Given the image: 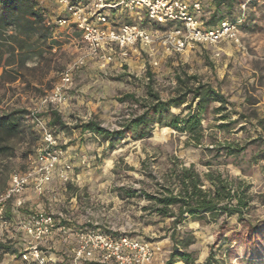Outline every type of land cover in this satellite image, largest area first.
Wrapping results in <instances>:
<instances>
[{
    "label": "rangeland",
    "instance_id": "374dc122",
    "mask_svg": "<svg viewBox=\"0 0 264 264\" xmlns=\"http://www.w3.org/2000/svg\"><path fill=\"white\" fill-rule=\"evenodd\" d=\"M39 1L49 15L66 13V8L56 0ZM210 1L203 0V9ZM260 5H264L263 1L256 12L251 13L255 21H247L241 29V45L223 42L219 49L196 46L172 55L165 54L157 45L154 57L158 65L150 63L145 50L141 53L131 51L127 58L118 54L116 61L104 66L90 60L75 72L68 99L62 105H51L44 99L59 82L62 71L87 49L80 33L74 29L57 27L48 40L50 47L41 45L43 54L32 56L24 66L14 64L15 72V67L10 66L7 69L11 72L3 75V67H0V113L14 109L26 111L19 132L5 141L9 149L0 152V191L8 186L14 171L28 170L35 163L43 141L42 125L54 130L50 113L57 110L68 125L59 133V141L64 150L63 164L71 166L69 179L64 181L56 174L44 193L29 189L27 196L32 194L38 203L33 210L27 209V213H64L71 223L82 227L144 238L157 247L156 264H164L174 246L171 239L173 218L153 214L152 203L143 196V190L153 191L158 178L152 175L160 177L174 166L194 163L199 171H207L200 163L201 149L186 146L184 135L159 125L154 126L153 136L147 140L126 139L109 149L101 137L93 132H82L75 125L96 118L108 129L118 128L125 119L140 112L139 105L132 100H122L126 94L142 99L152 87L162 98L168 99L176 93L179 76L184 79L195 76L196 80L192 79L191 83H211L221 88L238 109L251 106L264 116V6ZM111 16L118 24L136 20L152 26L153 30L165 29L128 12H114ZM36 39L34 34L31 40ZM149 72L153 75L151 79H148ZM247 97L255 103L248 104ZM171 111L179 113L180 109L174 107ZM232 116L233 119L237 117ZM211 118L213 126L222 122ZM233 127L231 131L240 125ZM249 134L256 135L253 126L237 133L218 132L222 140L225 137L244 140ZM251 157L249 151L243 164L236 165L230 160L213 169L231 181L242 179L251 184L252 200L247 219L257 223L264 219V174L258 164L248 165ZM122 186L135 191L136 196L122 198L118 190ZM224 218L203 221L188 216L187 221L178 226L182 234L192 233L196 237L189 250L195 252L197 263L210 264L208 257L212 254L213 264H264V231L257 236L260 257L252 258L245 254L243 246L230 239L232 233L245 229L238 214L227 218L225 233L217 239ZM178 264L183 262L179 260Z\"/></svg>",
    "mask_w": 264,
    "mask_h": 264
},
{
    "label": "trees",
    "instance_id": "16d2710c",
    "mask_svg": "<svg viewBox=\"0 0 264 264\" xmlns=\"http://www.w3.org/2000/svg\"><path fill=\"white\" fill-rule=\"evenodd\" d=\"M261 1L264 4V0H212L204 7L201 18L209 27L218 25L225 18L242 19V29L247 21H255L251 13L256 12ZM201 2L203 4V0ZM244 3L247 5L245 10L241 8ZM236 4L239 5L237 9ZM48 16L47 9L39 0H0V67H3V75L11 72L8 67L14 68V64L24 66L32 56L42 55L41 45L50 47L48 40L57 27L46 23ZM34 34L37 39L32 41ZM13 70L15 72L17 67ZM152 76L149 72L150 79ZM192 79L196 80V77H177L176 93L168 99L162 98L152 87L148 88L147 96L142 99L126 94L122 100H132L139 105L140 112L125 119L118 128L108 129L96 118L81 121L75 126L82 132H93L101 137L108 143L109 149H114L126 139L138 141L151 138L155 125L172 128L186 137V146L201 149L200 163L207 167V171H199L194 163L174 166L160 177L152 175L154 179L158 178L153 191L143 190V196L152 203L153 214L173 218L171 239L174 246L164 264H178L179 260L183 264H198L195 252L189 250L196 237L192 233L182 234L178 230V226L187 221L188 216L203 221L225 216L217 235L219 239L225 233L227 218L238 214L245 229L232 233L230 239L243 246L246 255L258 258L257 236L264 231V219L257 223L247 219L252 200L249 195L251 184L242 179L231 181L228 176L213 168L227 164L230 160L241 165L251 151L248 165L258 164L264 174V116L251 106L238 109L221 88L202 81L191 83ZM246 102L250 105L255 103L250 97H247ZM174 107L179 108L180 112H172ZM25 112L23 109H14L0 113V152L9 149L5 141L19 132ZM233 114L237 115L235 119L232 118ZM50 116L56 134L67 128L59 111L52 110ZM211 117L215 122H222L213 126ZM235 125L240 127L231 131ZM248 126L255 128V136L249 134L244 140L228 137L222 140L218 136V132L247 131ZM118 190L122 198L136 196L135 191L124 186ZM212 258L210 254V264H213Z\"/></svg>",
    "mask_w": 264,
    "mask_h": 264
},
{
    "label": "built area",
    "instance_id": "2783aa9c",
    "mask_svg": "<svg viewBox=\"0 0 264 264\" xmlns=\"http://www.w3.org/2000/svg\"><path fill=\"white\" fill-rule=\"evenodd\" d=\"M66 8V15H49L48 25L74 29L80 33L87 49L61 73L51 93L44 99L51 105L65 104L68 90L74 83V74L90 60L102 66L111 64L119 54L127 58L131 51L145 50L152 65L157 45L167 55L182 54L196 46L219 49L223 42L242 44L240 24L242 19H223L216 26H206L203 19L201 0H56ZM246 4L242 5L245 10ZM128 12L165 27L153 30L152 26L140 21L121 24L113 19L112 13ZM150 79V78H148ZM43 141L37 151L35 163L25 171L12 174L9 186L0 193V231L12 225L7 208L13 203L21 209L26 203V193L33 189L39 194L57 174L67 181L71 166L63 164L64 150L59 135L43 124ZM70 222V223H68ZM64 213L32 212L16 224L27 236L22 253L24 260L35 264H54L57 260L48 247L53 237L61 232L73 235L76 245L73 254L76 262H98L100 264H156L157 247L152 242L128 234L114 235L101 228H88L71 223Z\"/></svg>",
    "mask_w": 264,
    "mask_h": 264
},
{
    "label": "crops",
    "instance_id": "0c3cea01",
    "mask_svg": "<svg viewBox=\"0 0 264 264\" xmlns=\"http://www.w3.org/2000/svg\"><path fill=\"white\" fill-rule=\"evenodd\" d=\"M64 30L65 29L61 30L60 32ZM15 172L19 171L16 170L13 173ZM9 184L10 181L8 186ZM2 191H0V193ZM37 203V198L33 197L32 194L27 196L26 193V203L21 209H17L13 203L8 206L7 216L10 220H12V225L6 229V231H0V264H35L22 258L27 236L24 231L19 229L16 222L21 218H27L32 213V211L27 213V209L33 210V206ZM75 245L76 240L73 235L67 236L63 235L61 232L57 233L48 244V247L54 252L55 258L57 260L54 264H83L82 262L79 263L75 261L73 254V247ZM53 248L56 250V252L53 250Z\"/></svg>",
    "mask_w": 264,
    "mask_h": 264
}]
</instances>
